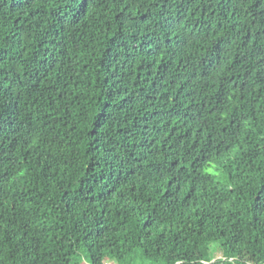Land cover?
Listing matches in <instances>:
<instances>
[{
  "label": "trees",
  "instance_id": "trees-1",
  "mask_svg": "<svg viewBox=\"0 0 264 264\" xmlns=\"http://www.w3.org/2000/svg\"><path fill=\"white\" fill-rule=\"evenodd\" d=\"M109 260L264 264V0H0V264Z\"/></svg>",
  "mask_w": 264,
  "mask_h": 264
},
{
  "label": "rangeland",
  "instance_id": "rangeland-1",
  "mask_svg": "<svg viewBox=\"0 0 264 264\" xmlns=\"http://www.w3.org/2000/svg\"><path fill=\"white\" fill-rule=\"evenodd\" d=\"M221 257V254H219V252L216 254V258H220ZM84 264H87V263H84ZM106 264H116L115 262L113 261H106Z\"/></svg>",
  "mask_w": 264,
  "mask_h": 264
}]
</instances>
